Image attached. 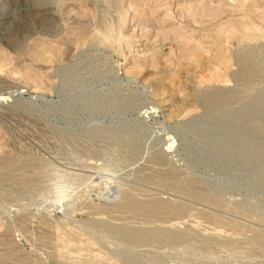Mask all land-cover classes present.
I'll return each mask as SVG.
<instances>
[{
  "label": "rangeland",
  "instance_id": "obj_1",
  "mask_svg": "<svg viewBox=\"0 0 264 264\" xmlns=\"http://www.w3.org/2000/svg\"><path fill=\"white\" fill-rule=\"evenodd\" d=\"M262 16L0 0V264H264Z\"/></svg>",
  "mask_w": 264,
  "mask_h": 264
},
{
  "label": "bare ground",
  "instance_id": "obj_2",
  "mask_svg": "<svg viewBox=\"0 0 264 264\" xmlns=\"http://www.w3.org/2000/svg\"><path fill=\"white\" fill-rule=\"evenodd\" d=\"M206 9H207V8H206ZM262 18L264 19L263 16H262ZM167 96H168V95H167ZM160 97H161V96H160ZM162 97H163V96H162ZM163 98H164V97H163ZM170 98H171V97H170ZM164 100H165V99H164ZM166 100H167V99H166ZM169 100H170V99H169ZM167 103H168V102H167ZM167 103H163V105H166V106H167L168 104H170V103H168V104H167ZM160 104H162V103H160ZM171 104H172V103H171ZM167 108H168V107H167Z\"/></svg>",
  "mask_w": 264,
  "mask_h": 264
}]
</instances>
